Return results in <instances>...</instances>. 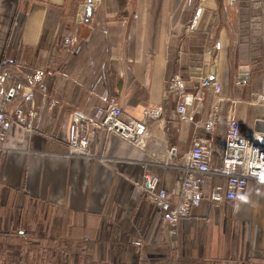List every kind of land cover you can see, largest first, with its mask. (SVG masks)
Returning a JSON list of instances; mask_svg holds the SVG:
<instances>
[{"label": "crops", "instance_id": "1", "mask_svg": "<svg viewBox=\"0 0 264 264\" xmlns=\"http://www.w3.org/2000/svg\"><path fill=\"white\" fill-rule=\"evenodd\" d=\"M88 5L93 12L87 21ZM234 5L230 0H0V65L5 58L15 60L3 67L8 83L25 81L49 64L54 71L45 77L46 104L36 93L43 105L40 130L14 123L6 139L0 264H70L75 254L81 264H264V181H250L237 205L213 204L206 196L192 218L180 223L176 249L141 193L147 166L175 198L176 166L184 164L197 139L213 136L179 120L166 96V81L174 73L191 93L193 77L215 72L221 95L238 100L241 131L264 136V85L255 84L264 80V69L235 37L234 23L216 22L219 9L233 22ZM243 50L249 51L251 82L235 86ZM111 97L136 117L143 106L162 105V119L151 123L145 147L109 135L94 144L95 156H69L73 112L92 114ZM212 97L213 90L206 89L196 121L207 118ZM50 101L56 102L51 109ZM187 104L191 109V96ZM226 183L224 177L212 178L213 186ZM17 231L25 232L28 242ZM139 237L146 240L143 248L132 243Z\"/></svg>", "mask_w": 264, "mask_h": 264}, {"label": "built area", "instance_id": "2", "mask_svg": "<svg viewBox=\"0 0 264 264\" xmlns=\"http://www.w3.org/2000/svg\"><path fill=\"white\" fill-rule=\"evenodd\" d=\"M238 1L230 0L234 4ZM66 44L74 46L70 38L66 39ZM220 49L221 43L215 42L214 50L218 52ZM12 64H15L13 58H5L0 65V171L11 126L17 123L29 132L40 130L43 105L37 104L36 93L41 92L46 104L48 87L45 77L54 74L49 64L27 75L25 81L8 83L9 73H4L3 67ZM193 82L195 84L190 93L183 77L174 73L166 81V96L176 105L180 121L202 126L213 136L197 139L187 152L184 164L176 166L180 188L175 198L169 197L159 175L147 166L142 172V196L164 223L173 249L178 246L180 223L192 218L193 211L201 206L206 196L213 204L230 201L237 205L246 197L250 181H264V136L258 139L255 132L241 131V122L235 114L238 100L221 95V83L212 70L200 79L193 77ZM250 82V75H246L243 79L236 77L234 85L245 86ZM206 89L213 90L209 113L206 119L196 121V114L204 108ZM189 96L192 99L191 109L187 104ZM8 102H13L11 109H8ZM55 103L50 101L49 108ZM140 113L141 117L128 114L114 97L108 98L92 114L75 110L66 139L68 155L93 157L97 154L94 144L109 135H117L133 145L145 147L151 133V123L162 119L163 107L160 104L143 106ZM214 176L224 177L227 180L225 187L213 186ZM17 234L28 242L25 232L17 231ZM132 243L143 248L145 241L139 237L133 239Z\"/></svg>", "mask_w": 264, "mask_h": 264}, {"label": "rangeland", "instance_id": "3", "mask_svg": "<svg viewBox=\"0 0 264 264\" xmlns=\"http://www.w3.org/2000/svg\"><path fill=\"white\" fill-rule=\"evenodd\" d=\"M216 15V22L223 24H233L235 29V37L247 44L256 54L258 59V67L264 69V0H239L234 5V21L230 22L228 14L219 9ZM228 17V18H227ZM230 24V25H231ZM191 68V67H190ZM190 73L194 75V68L190 69ZM191 76V75H190ZM264 80L257 79L255 84L262 86ZM146 246V240L144 238ZM70 256V264L72 259L75 264H81L82 260L78 254ZM80 259V261H78Z\"/></svg>", "mask_w": 264, "mask_h": 264}, {"label": "water", "instance_id": "4", "mask_svg": "<svg viewBox=\"0 0 264 264\" xmlns=\"http://www.w3.org/2000/svg\"><path fill=\"white\" fill-rule=\"evenodd\" d=\"M86 13H85V19L88 21L92 12H93V8L92 6L88 5L85 9ZM249 51L247 50H243L241 51V66H240V73H239V79H243L244 77H246V75H249L250 72V66H249ZM215 74V72H213ZM175 151V150H173Z\"/></svg>", "mask_w": 264, "mask_h": 264}, {"label": "trees", "instance_id": "5", "mask_svg": "<svg viewBox=\"0 0 264 264\" xmlns=\"http://www.w3.org/2000/svg\"><path fill=\"white\" fill-rule=\"evenodd\" d=\"M31 237V239L29 238V240H31V241H34L33 239H32V236H30ZM36 241V240H35ZM8 248V247H7ZM9 255H12V254H9V253H7V255H6V257H7V259H9ZM14 255V254H13ZM3 257V256H2ZM13 258V261H16L17 260V258L16 257H12Z\"/></svg>", "mask_w": 264, "mask_h": 264}]
</instances>
